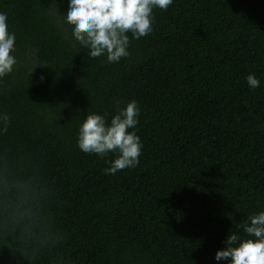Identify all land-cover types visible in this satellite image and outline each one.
<instances>
[{"label": "trees", "instance_id": "1", "mask_svg": "<svg viewBox=\"0 0 264 264\" xmlns=\"http://www.w3.org/2000/svg\"><path fill=\"white\" fill-rule=\"evenodd\" d=\"M68 6L0 0L17 60L0 79V264H229L217 251L264 211V0L153 8L119 62L90 57ZM132 100L139 164L105 174L118 153L82 151L79 128Z\"/></svg>", "mask_w": 264, "mask_h": 264}, {"label": "clouds", "instance_id": "2", "mask_svg": "<svg viewBox=\"0 0 264 264\" xmlns=\"http://www.w3.org/2000/svg\"><path fill=\"white\" fill-rule=\"evenodd\" d=\"M172 0H69L66 22L73 26L72 35L80 45L90 49L92 58L106 55L108 62H119L129 55V36L139 39L152 32V10H166ZM15 34L8 31V17L0 12V79L9 75L17 64ZM43 80V77H41ZM251 88L259 86L254 74L247 76ZM139 113L137 101L132 100L111 119L89 113L83 120L78 134V146L86 153L104 156L108 152L118 153L117 157L104 169L105 174L115 175L118 170L134 168L139 164L142 143L134 131ZM10 117L0 113V131L6 133ZM239 227L255 237L241 239L229 234L226 247L218 250L216 259L229 260V264H264V211L241 221Z\"/></svg>", "mask_w": 264, "mask_h": 264}]
</instances>
